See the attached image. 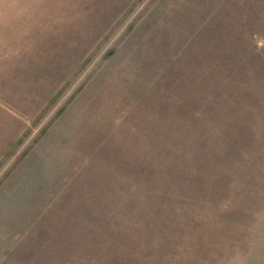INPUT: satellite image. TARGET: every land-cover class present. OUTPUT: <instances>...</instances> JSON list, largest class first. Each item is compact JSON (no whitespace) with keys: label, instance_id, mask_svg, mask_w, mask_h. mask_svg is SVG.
<instances>
[{"label":"rangeland","instance_id":"1","mask_svg":"<svg viewBox=\"0 0 264 264\" xmlns=\"http://www.w3.org/2000/svg\"><path fill=\"white\" fill-rule=\"evenodd\" d=\"M0 264H264V0H0Z\"/></svg>","mask_w":264,"mask_h":264}]
</instances>
